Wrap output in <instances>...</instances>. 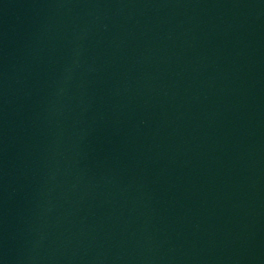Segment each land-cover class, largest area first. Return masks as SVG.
<instances>
[{
  "label": "water",
  "instance_id": "water-1",
  "mask_svg": "<svg viewBox=\"0 0 264 264\" xmlns=\"http://www.w3.org/2000/svg\"><path fill=\"white\" fill-rule=\"evenodd\" d=\"M0 264H264V0H0Z\"/></svg>",
  "mask_w": 264,
  "mask_h": 264
}]
</instances>
